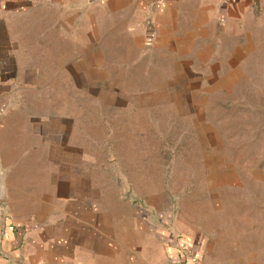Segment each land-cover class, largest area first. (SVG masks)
Masks as SVG:
<instances>
[{"label": "crops", "instance_id": "1", "mask_svg": "<svg viewBox=\"0 0 264 264\" xmlns=\"http://www.w3.org/2000/svg\"><path fill=\"white\" fill-rule=\"evenodd\" d=\"M160 40L176 64L222 55L264 81V0H0V264H204L205 237L105 192L55 106L104 73L105 48Z\"/></svg>", "mask_w": 264, "mask_h": 264}, {"label": "rangeland", "instance_id": "2", "mask_svg": "<svg viewBox=\"0 0 264 264\" xmlns=\"http://www.w3.org/2000/svg\"><path fill=\"white\" fill-rule=\"evenodd\" d=\"M163 43L105 48L104 73L56 90V109L79 159L104 162L105 192L205 237L204 264H264L262 75L228 72L222 55L188 68Z\"/></svg>", "mask_w": 264, "mask_h": 264}, {"label": "water", "instance_id": "3", "mask_svg": "<svg viewBox=\"0 0 264 264\" xmlns=\"http://www.w3.org/2000/svg\"><path fill=\"white\" fill-rule=\"evenodd\" d=\"M2 180V176L0 175V201L5 199V189Z\"/></svg>", "mask_w": 264, "mask_h": 264}]
</instances>
